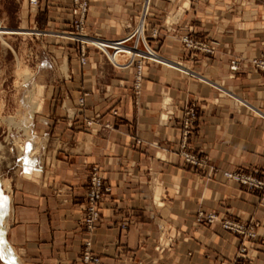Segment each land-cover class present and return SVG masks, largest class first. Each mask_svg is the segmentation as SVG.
<instances>
[{
  "label": "crops",
  "instance_id": "0c3cea01",
  "mask_svg": "<svg viewBox=\"0 0 264 264\" xmlns=\"http://www.w3.org/2000/svg\"><path fill=\"white\" fill-rule=\"evenodd\" d=\"M88 1L84 30L114 41L137 32L146 0ZM74 10L73 0H39L35 23L66 31ZM186 36L213 53L188 48ZM136 38L171 64L145 61L138 90L135 67L117 68L94 48L82 65L79 44L58 47L66 68L46 82L33 119L46 163L11 180L7 242L23 264H84L86 241L101 264H235L242 244L264 264V192L225 177L264 179V71L252 63L264 57V0H151ZM188 106L197 121L184 137ZM183 152L204 165L186 163ZM94 166L112 192L90 233ZM224 220L256 224V239L223 229Z\"/></svg>",
  "mask_w": 264,
  "mask_h": 264
},
{
  "label": "rangeland",
  "instance_id": "374dc122",
  "mask_svg": "<svg viewBox=\"0 0 264 264\" xmlns=\"http://www.w3.org/2000/svg\"><path fill=\"white\" fill-rule=\"evenodd\" d=\"M37 13L38 5H32L31 0H0V196L5 198H10L11 180L17 171L27 173L45 166L46 161L42 159L46 157L41 151L43 139L34 135L33 119L43 109L46 82L57 78V72L62 73L66 68L58 61V47L67 41V46L79 44L81 52L82 44L77 37L82 34L88 37L82 38L88 40V53L89 48L96 49L89 44L93 40L89 38L105 39L87 30L78 31L75 23L66 31L43 27L39 21L40 27L35 23L39 19ZM161 63L171 66L167 61ZM34 103H41L42 109L33 112ZM23 122L31 127L29 135L20 127ZM2 258L0 264H7Z\"/></svg>",
  "mask_w": 264,
  "mask_h": 264
},
{
  "label": "built area",
  "instance_id": "2783aa9c",
  "mask_svg": "<svg viewBox=\"0 0 264 264\" xmlns=\"http://www.w3.org/2000/svg\"><path fill=\"white\" fill-rule=\"evenodd\" d=\"M151 0H148V6ZM32 5H38V0H31ZM147 4V0L145 1V6ZM142 15V19L144 18L146 24V17L148 15L149 8H147ZM147 6V7H148ZM88 12V2L87 0H75V10L74 13L77 15L78 19L75 22V27L78 31L83 32L86 24ZM141 19V20H142ZM145 30V29H144ZM136 33L128 35L122 39L110 41L99 38H89L93 39L94 42H89L92 46H94L98 52L105 55L109 61L113 64V66L120 68L122 70H126L132 67L136 68V81L135 88L140 89L141 79H142V71L145 61H150L158 64H163L161 61H166L163 57H161L157 52L150 48L148 42L145 38L142 39V42L136 38ZM145 33V31L143 32ZM143 33H140L143 35ZM154 36L157 35V31L155 30ZM85 35H79L78 41L81 42V64H87V47L88 40L82 39L86 38ZM88 38V37H87ZM185 45L188 48L204 51L206 53H213V48L208 46L207 44H203L199 41H196L188 36L183 38ZM132 42V44H130ZM142 47L144 49H142ZM105 50H110L111 54H108ZM122 56L125 57V62L118 63L116 61V57ZM254 67L257 69L264 71V57L256 58L252 61ZM239 69L237 61H232L231 70L237 71ZM194 74V73H192ZM79 104L81 106L84 105V97L79 99ZM116 114V112H114ZM197 121V113L193 106H188L185 110V118L183 121V129H184V137H187L193 126ZM100 122V116L97 115L94 119L87 122L88 127H92L94 123ZM106 127H110L109 125H105ZM183 156L185 157L186 163L194 166L201 167L204 165V160L199 157L183 152ZM225 177L229 179H236L240 184L245 186L247 189L252 191H261L264 192V179L258 178L255 175L250 173H225ZM112 192L111 186H109L105 182V178L103 176L102 171L99 167L94 166L90 171L89 184L86 189L85 199H86V216L83 224L85 225L87 231L92 233L96 227L97 223L100 220V203L103 200L106 194H110ZM202 217V216H201ZM217 220V217L214 214H210L207 217L208 223H213ZM252 225V226H251ZM245 225L242 223H238L231 220L222 221L223 229L230 231L233 234L241 236L243 240H255L257 235L255 233L256 224ZM162 240H160L161 242ZM172 242V240H171ZM169 245V243H168ZM166 246V242L162 241L159 245L158 249L161 251L164 250ZM248 247L242 244L241 249L239 250L238 255L236 256L235 264H253L252 259L248 255ZM81 261L84 264H101V258L99 256H95L92 252V243L91 241H86L84 244V249L81 255Z\"/></svg>",
  "mask_w": 264,
  "mask_h": 264
},
{
  "label": "bare ground",
  "instance_id": "6f19581e",
  "mask_svg": "<svg viewBox=\"0 0 264 264\" xmlns=\"http://www.w3.org/2000/svg\"><path fill=\"white\" fill-rule=\"evenodd\" d=\"M147 6H148V1H147L146 6H145V12H146L147 8L150 7V5L148 7ZM141 25H143V28L145 29L144 18L141 20L140 26L137 29V31H139L140 33H141V30H140ZM118 58H122V56L117 55V57H116V61L121 64V62L118 61ZM32 103H33V101H32ZM34 104H35V107L33 108V110H35V111H33V112H37V111H40L42 109L41 103H34ZM30 116L32 118V112H31ZM24 122L20 127L24 128L26 133L29 135L31 133V127L25 126ZM12 123H14V122H12ZM9 199L10 198H5L3 196H0V204H1V206H0V240H1L0 252H1L2 256L4 257L7 264H23V262L20 259H18L17 255L15 254L13 249L11 248V245L7 241H5V233H6V230L8 228V226H7V220H8L7 214L8 213L7 212L9 209V203L11 202V200H9Z\"/></svg>",
  "mask_w": 264,
  "mask_h": 264
}]
</instances>
